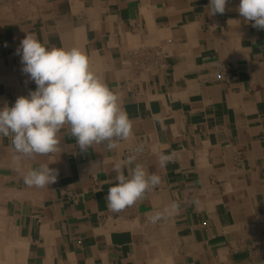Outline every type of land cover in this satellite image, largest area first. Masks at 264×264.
Listing matches in <instances>:
<instances>
[{"label": "crops", "instance_id": "0c3cea01", "mask_svg": "<svg viewBox=\"0 0 264 264\" xmlns=\"http://www.w3.org/2000/svg\"><path fill=\"white\" fill-rule=\"evenodd\" d=\"M2 1L0 109L37 87L17 54L34 33L84 50L133 135L82 152L65 126L60 152L20 169L0 138V264H264V29L241 17L240 0L214 16L209 0ZM140 145L137 160L161 182L112 212L114 163ZM43 164L57 181L25 185ZM172 202L178 212L150 222Z\"/></svg>", "mask_w": 264, "mask_h": 264}, {"label": "clouds", "instance_id": "9594fccd", "mask_svg": "<svg viewBox=\"0 0 264 264\" xmlns=\"http://www.w3.org/2000/svg\"><path fill=\"white\" fill-rule=\"evenodd\" d=\"M228 0H209V15L224 14ZM238 12L252 26L264 29V0H240ZM214 26H210L213 29ZM22 71L35 82L36 89L27 97H18L13 106L0 109V138L10 137L14 166L22 167L24 159L60 152L59 135L65 126L75 137L79 149L87 151L93 145L104 144L116 149L120 141L133 135V123L121 103V95L110 89L105 80L93 71L83 49L49 48L37 36L28 34L20 42ZM143 145L127 158L114 163L115 183L108 189L107 207L120 212L142 200L146 192L160 184L161 178L150 174L137 160ZM172 159L161 154L159 163L165 167ZM125 175V168L128 165ZM58 171L43 164L23 175L28 187L44 188L57 181ZM197 208L199 201L193 202ZM172 202L162 211L152 214L151 223L167 219L178 212Z\"/></svg>", "mask_w": 264, "mask_h": 264}, {"label": "bare ground", "instance_id": "6f19581e", "mask_svg": "<svg viewBox=\"0 0 264 264\" xmlns=\"http://www.w3.org/2000/svg\"><path fill=\"white\" fill-rule=\"evenodd\" d=\"M1 1V0H0ZM0 3H3V1L2 2H0Z\"/></svg>", "mask_w": 264, "mask_h": 264}]
</instances>
